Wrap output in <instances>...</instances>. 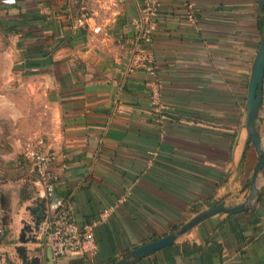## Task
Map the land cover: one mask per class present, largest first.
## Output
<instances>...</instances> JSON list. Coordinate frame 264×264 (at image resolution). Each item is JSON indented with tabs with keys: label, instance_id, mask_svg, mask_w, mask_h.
<instances>
[{
	"label": "crops",
	"instance_id": "1",
	"mask_svg": "<svg viewBox=\"0 0 264 264\" xmlns=\"http://www.w3.org/2000/svg\"><path fill=\"white\" fill-rule=\"evenodd\" d=\"M144 1L0 0L1 158L11 168L3 193L12 213L5 238L41 216L31 165L16 164L25 139L39 135L56 193L76 223L93 224L97 247L91 260L51 261L43 219L25 244L41 264H107L211 200L229 206L250 194L258 152L245 106L264 11L257 0H154L148 25ZM154 91L161 110L151 105ZM256 126L264 151V79ZM26 185L33 197L21 201ZM256 186L251 208L215 214L135 264H264V164ZM20 206L29 210L23 227Z\"/></svg>",
	"mask_w": 264,
	"mask_h": 264
},
{
	"label": "built area",
	"instance_id": "2",
	"mask_svg": "<svg viewBox=\"0 0 264 264\" xmlns=\"http://www.w3.org/2000/svg\"><path fill=\"white\" fill-rule=\"evenodd\" d=\"M141 11L144 21L149 25L151 18L156 14L155 1L145 0ZM188 18L190 21L194 20L191 11ZM150 29L149 27L146 33L150 32ZM99 30L98 26L94 28L96 32ZM150 102L153 108L163 109L156 91L153 92ZM18 160H26L30 163L35 174V184L39 187L41 198L45 200L42 235L44 245L50 252L49 259L55 261L60 257L77 255L86 256L89 260L93 259L97 251L93 224L76 223L67 200L56 193L57 176L52 169V156L47 150L43 137L31 135L25 139Z\"/></svg>",
	"mask_w": 264,
	"mask_h": 264
},
{
	"label": "water",
	"instance_id": "3",
	"mask_svg": "<svg viewBox=\"0 0 264 264\" xmlns=\"http://www.w3.org/2000/svg\"><path fill=\"white\" fill-rule=\"evenodd\" d=\"M259 12L263 11L264 0H257ZM263 79H264V29L260 37L259 47L254 57L252 67L250 70V77L247 88V99L245 106V121L244 126L246 128L247 139L250 140L255 150L258 152V162L251 176V190L248 198L239 204L227 205L224 199H214L209 201L193 216H191L186 222L181 224L176 230L172 231L168 235L153 240L142 245H139L131 249L122 258L109 262L107 264H135L148 254L155 252L167 246L173 245L181 236L186 234L190 229L206 220L207 218L218 213L234 214L245 211L252 206V201L258 198V188L256 186V180L259 172L264 164V151L262 149V140L258 127L256 126V118L258 115L260 103L263 96ZM44 216H38L36 221V227H25L21 230L19 236L20 245L16 247L18 257L21 259L22 264H41L38 256L29 258V254L32 252L25 247L28 242H35V239L26 236V232H32L38 230L39 224Z\"/></svg>",
	"mask_w": 264,
	"mask_h": 264
},
{
	"label": "rangeland",
	"instance_id": "4",
	"mask_svg": "<svg viewBox=\"0 0 264 264\" xmlns=\"http://www.w3.org/2000/svg\"><path fill=\"white\" fill-rule=\"evenodd\" d=\"M2 72H0V95L6 92L5 86L2 84ZM6 150V146L5 143L3 141V139L0 138V195L3 194V198L4 197V193L5 192L7 194V192H9V184L7 182V177L9 175V170L11 168L8 167V161L3 160L1 158V155L3 154V152ZM1 199V197H0ZM5 201L7 203V217L11 218L12 213L10 211L9 203H10V199L9 196H7L5 198ZM9 208V209H8ZM9 210V211H8ZM17 218H20V222H19V227L20 226H24L25 222L24 220H29L28 216H29V210H26L24 206H20L19 208H17ZM4 211L2 210L1 206H0V227H1V220L2 217L4 215L3 213ZM21 216V217H19ZM2 234V233H1ZM1 237V236H0ZM21 243L19 241V236L18 238H11V239H6L4 238V242L0 243V264H6V259H9L11 261L17 262V264H22L21 259L18 257V254L16 252V247L19 246Z\"/></svg>",
	"mask_w": 264,
	"mask_h": 264
},
{
	"label": "trees",
	"instance_id": "5",
	"mask_svg": "<svg viewBox=\"0 0 264 264\" xmlns=\"http://www.w3.org/2000/svg\"><path fill=\"white\" fill-rule=\"evenodd\" d=\"M264 28V23L262 22V26L261 29ZM23 160H16V164L20 165L22 164ZM1 199H0V206L2 208V210L4 211V215L2 217L1 220V228H2V234H0V243L4 242V238L8 233V230L6 229L8 222H9V218L7 217V203L5 201V198H3V194L0 195ZM31 197H33V192L31 191V189L26 185V187H24L22 189V191L20 192V199L21 201H26L29 200ZM34 202L36 203V206L38 207L39 211H41V216L45 217V200L42 198H35ZM198 205H193L191 207V211L195 212L198 208ZM44 219V218H43ZM42 219V220H43ZM6 264H17V262L11 261L9 259H6Z\"/></svg>",
	"mask_w": 264,
	"mask_h": 264
},
{
	"label": "flooded vegetation",
	"instance_id": "6",
	"mask_svg": "<svg viewBox=\"0 0 264 264\" xmlns=\"http://www.w3.org/2000/svg\"><path fill=\"white\" fill-rule=\"evenodd\" d=\"M263 11H264V8H263ZM263 11H262V12H263Z\"/></svg>",
	"mask_w": 264,
	"mask_h": 264
}]
</instances>
